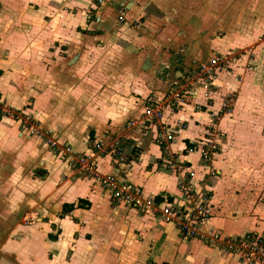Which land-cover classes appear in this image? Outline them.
Segmentation results:
<instances>
[{
    "label": "crops",
    "instance_id": "obj_1",
    "mask_svg": "<svg viewBox=\"0 0 264 264\" xmlns=\"http://www.w3.org/2000/svg\"><path fill=\"white\" fill-rule=\"evenodd\" d=\"M120 11L125 14L122 21ZM161 11L172 18L154 16ZM139 25L141 30L136 29ZM177 26L182 30L174 33ZM180 42L182 49L173 51V59L162 51ZM216 55L221 65L215 96L222 100L227 91L235 96L231 117L217 122L226 128L221 130V151L211 162L219 176L205 180V188L213 192L212 223L224 234L250 230L264 234L259 186L249 188L248 197L239 190L247 169L245 157L235 160L231 156L235 146L227 147L229 129L240 135L241 123L251 116L248 112L264 107V0H106L100 7L89 0H0V98L42 120L53 139L76 151L89 152L91 142L111 134L126 135L130 168L123 179L165 204L175 200L177 175L164 162L171 152L200 136L211 120L190 105L167 111L164 123L173 132L168 150L153 143L154 129L126 133L124 123L140 115L147 100L159 97L178 78L176 70L170 77L159 76L158 69L171 73ZM177 120L185 123L183 128L174 125ZM16 125L0 118V183H4L0 218L7 222L8 217L45 206L57 229L43 238L29 229L28 242H4L0 245L6 252L4 264H52L38 251L43 248L47 256L61 255L62 264H119L115 249L120 228L133 231L134 222L139 239L134 234L130 242L137 244L139 256L149 242L155 248L156 241L158 254L174 263L180 264L189 251L192 264H243L210 244L183 239L158 218L113 206L96 184L56 157L43 140L20 134ZM95 159L101 172H117L110 153L95 151ZM200 167L194 160L198 176L203 174ZM263 170L264 166L254 173L257 178L246 179L247 187L264 184ZM79 200L81 206L63 210L64 204ZM237 202L242 209H232ZM116 214L127 220L120 222ZM128 254L122 262L134 264ZM156 256L153 252L145 264H171Z\"/></svg>",
    "mask_w": 264,
    "mask_h": 264
},
{
    "label": "built area",
    "instance_id": "obj_2",
    "mask_svg": "<svg viewBox=\"0 0 264 264\" xmlns=\"http://www.w3.org/2000/svg\"><path fill=\"white\" fill-rule=\"evenodd\" d=\"M89 1L95 7L106 3V0ZM124 15V11H120L119 21L123 20ZM220 65L221 58L217 55L205 62H193L168 90L155 99L147 100L140 115L130 117L124 123L126 133L146 134L148 130L154 129L153 143L168 150L173 132L168 127L170 124L164 123L167 111L190 105L194 110L206 113L211 120L200 136L184 143L179 151L171 152L169 159L164 162V166L177 175V193L171 203L165 204L157 200L156 195L147 193L142 186L123 179L130 168L128 155L125 154L128 145L126 135L111 134L105 139L94 140L90 143L92 150L80 152L69 144L53 139L51 130L43 122L24 109L9 106L3 98H0V115L16 123L20 134L43 140L56 157L67 162L77 174L96 184L113 206L135 209L149 217L158 218L160 222L172 225L183 239H196L216 246L245 264H264L263 233L251 230L237 235L224 234L212 223L213 192L205 186L210 179L219 176V171L211 166V162L221 151L220 138L223 136V132L213 123L217 125L224 117H231L235 96L233 91H227L222 100L215 96ZM240 78L235 76L236 80ZM184 124L180 120L174 123L181 128ZM95 151L110 153L117 172H101ZM194 160L201 166L203 174L200 176L197 175L199 170L197 172L193 168Z\"/></svg>",
    "mask_w": 264,
    "mask_h": 264
},
{
    "label": "rangeland",
    "instance_id": "obj_3",
    "mask_svg": "<svg viewBox=\"0 0 264 264\" xmlns=\"http://www.w3.org/2000/svg\"><path fill=\"white\" fill-rule=\"evenodd\" d=\"M154 16L155 17H163V18H167V19L172 18V16L167 15V13L165 11H161L160 13H155ZM163 28H164V26H161L160 31ZM171 28H174V25ZM136 29L141 30V26L140 25L137 26ZM177 30L178 31H174V33L181 31L182 26H177ZM182 45L183 44H181V42L177 43V44L175 43V44H173V46H169L168 48L163 47L162 51H166V52L168 51L170 54V55L167 54L168 57L170 59H173V55H172L173 51L175 49L176 50L182 49V47H181ZM178 55H180V54H178ZM178 55H176V56L178 57ZM175 70H176V74L178 73L177 74L178 78H179V75L184 74L183 68L173 69V72L171 71V73H168V70H166V74H164L163 70L158 69L157 74L159 76H165L167 74L168 75L170 74L169 76L172 77V76L176 75ZM177 79L174 78L173 81H175ZM262 102L264 103V100ZM255 112L257 114H255ZM248 114L251 116H248V120L245 119V121L242 122L240 127H239L240 135L238 133H236V131H232L233 128L229 129L228 132H229L230 138L227 141V147L233 148L235 146L234 147L235 149L231 153L232 157L235 156V160H238L237 157H239V156L245 157L247 169L245 170V173H243V175L245 174V177L243 176L241 178V183L238 184L239 190L241 192H246V196L248 197V196H250L249 194H247L248 189L250 188L251 190L253 189L252 191H254V189H257V187L259 186L258 189L260 190V193H259L258 197L263 198V199H260V201L262 200V202H264L263 201L264 200V184L263 183L255 182L256 184L252 188L250 186L247 187V185L245 184L246 179H248L249 177L257 178L254 175V173H257L258 168H259V170H261L264 166V107H257L256 106L252 109L251 112H248ZM256 115H260V117H262V118L259 119V117H257ZM0 118H2L1 115H0ZM36 119L39 120L38 118H36ZM39 121L42 122V120H39ZM223 123L224 122H222L221 124H223ZM213 124L215 125L216 128L218 127L219 130L226 131V128H224L221 124H219V126L216 125L215 123H213ZM44 125H45V123H44ZM17 128L20 131L18 126H17ZM33 139H35V138H33ZM46 146L48 147V145H46ZM10 172L11 171H8V173H10ZM258 179H260V178H258ZM263 179H264V177H263ZM8 183H9L8 185L11 186V189H12V185H13L12 182L10 181ZM2 186L4 187V183L3 184L0 183V189ZM25 187H28V186L26 185ZM246 203L247 202H245V204ZM246 206H247V209H250L247 204H246ZM45 208L46 207L44 206L43 209L42 208L28 209V210L22 212L20 215H15L13 217L6 218L7 222H4L3 219L0 218V245L3 244L4 242H6V243L11 242V243H17V244L23 242L24 240L26 242H28L29 239L27 236H28V230L29 229L36 230V232L39 233L42 238L48 236L49 235L48 233H50V230L55 231L57 229L56 223H54V222L51 223V221H52L51 219H53V218L47 212V210ZM238 208L239 209L243 208V205L240 202H237L236 204L232 205V209L236 210ZM116 215H118V214H116ZM136 215L138 216V218H141V215H139L138 213ZM118 216H119V221L122 223H124V221L127 220V218L124 216L123 217L120 215H118ZM141 223H142V221H141ZM130 226L135 227V229L132 231V230L120 228V230H122V232H121L122 235H119L120 237L118 236V238H117L118 247H116L115 253H116L117 260L119 261V264H121V263L125 264L124 262L126 261V258H129L127 256V255H129L128 254L129 252H131V254L133 256V261L135 262L134 264H143V262L145 264V262H147L148 256L152 255L153 252H155L156 255H158L155 257V259H163L161 257V255L158 254L159 249H158V246L156 245V244H158L156 241L154 242L155 248H153V243L148 241L149 242L148 250H145V253H143V255L139 256L137 244H135V242H133V243L130 242L133 240V235L138 231V229L136 228L137 227L136 222H134L133 224H130ZM125 230H126V233H124ZM50 235H53V234H50ZM128 237L130 238L129 240L127 239ZM135 237H136V234H135ZM136 238L139 239V237H136ZM42 240H45V239H42ZM23 243H25V242H23ZM126 245L128 247H130V250L126 248ZM146 247H147V245H146ZM213 247L215 249H217L224 256L228 255L227 253L223 252L220 248H218L216 246H213ZM183 250H187V249L184 248ZM38 251H41V253H43L44 258H46V257L48 258L49 263L62 264L60 261L61 255H54L53 256L50 253L49 256H47V254H45V253H47V251H45V248H43V252H42V249L38 250ZM4 253H6L4 250H0V263H2V264H4L3 260L5 259ZM33 253L35 254V251H33ZM36 255L39 256L38 254H36ZM164 259H166V261L170 262L171 264H178V263H174L173 260H171L169 258V256L167 258H164ZM164 259L160 260L161 263H162V261H164ZM192 259H194V256H192L189 253V251H186L183 254V257H182L180 264H192ZM122 261H124V262H122ZM128 264H131V263H128ZM243 264H245V263H243Z\"/></svg>",
    "mask_w": 264,
    "mask_h": 264
},
{
    "label": "trees",
    "instance_id": "obj_4",
    "mask_svg": "<svg viewBox=\"0 0 264 264\" xmlns=\"http://www.w3.org/2000/svg\"><path fill=\"white\" fill-rule=\"evenodd\" d=\"M81 205H82V200H79L77 203H66L63 205V210L66 212V211L72 210L76 206H81Z\"/></svg>",
    "mask_w": 264,
    "mask_h": 264
}]
</instances>
